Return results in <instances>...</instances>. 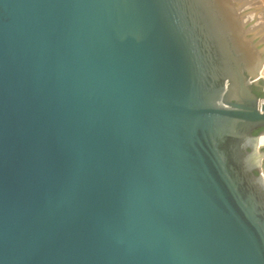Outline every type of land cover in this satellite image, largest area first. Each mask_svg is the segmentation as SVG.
<instances>
[{"label":"water","instance_id":"obj_1","mask_svg":"<svg viewBox=\"0 0 264 264\" xmlns=\"http://www.w3.org/2000/svg\"><path fill=\"white\" fill-rule=\"evenodd\" d=\"M227 17L0 0V264H264V49Z\"/></svg>","mask_w":264,"mask_h":264},{"label":"bare ground","instance_id":"obj_2","mask_svg":"<svg viewBox=\"0 0 264 264\" xmlns=\"http://www.w3.org/2000/svg\"><path fill=\"white\" fill-rule=\"evenodd\" d=\"M226 10L228 12H230L231 10L228 9V7H225ZM234 8V7H233ZM253 8V9H252ZM237 13H238V16H239V20H241L240 24H241V29H242V32H243V35L244 36H250V42H259V44H253V46H255L256 48H259V49H264L260 43H262L261 41L264 42V37L262 35V30L260 29H256V30H259V31H255L253 28V26H251L250 24L252 23V21L255 19V20H261V23L264 24V12H261V8L260 7H248L246 9V7H235ZM246 9V10H245ZM252 9L253 11V14L250 15L248 13V11ZM232 13V12H231ZM231 13H228V17L227 19H231V18H234L233 16L235 15H232ZM236 13V14H237ZM235 14V13H234ZM259 18V19H257ZM256 23V22H255ZM259 23V22H258ZM260 24V23H259ZM236 25V21L234 22V24L232 25V28L235 27ZM255 26V25H254ZM257 26V25H256ZM255 26V27H256ZM264 26V25H263ZM259 27V26H258ZM260 28V27H259ZM262 29L264 27H261ZM235 32L239 33V29H237L235 27V29H233ZM239 32H238V31ZM264 31V30H263ZM242 34V33H241ZM263 37V38H262ZM243 38V36H242ZM245 39V38H244ZM243 40V39H242ZM241 42V41H240ZM254 47V48H255ZM258 76V77H257ZM256 77L259 79V83H261L264 87V64L262 65V67L259 69L258 71V75ZM256 154H257V159L259 161V165H260V169H261V173H262V176H263V179H264V133H262L261 135H259L258 139H257V148H256Z\"/></svg>","mask_w":264,"mask_h":264},{"label":"rangeland","instance_id":"obj_3","mask_svg":"<svg viewBox=\"0 0 264 264\" xmlns=\"http://www.w3.org/2000/svg\"><path fill=\"white\" fill-rule=\"evenodd\" d=\"M222 2H223V4H224V6L225 7H228V9H230L231 11L230 12H228V13H231L232 15H235V16H233L234 18H237L236 19V25H235V27L237 28V29H239V33H242L241 34V36H240V39H239V42L241 41V42H245V36L243 35V32H242V29H241V20H239L240 18H239V16H238V13H237V11H236V9H235V7H246V9L248 8V7H260L261 8V12H264V0H222ZM234 7V8H233ZM245 9V10H246ZM253 9V8H252ZM252 9H250L249 11H248V13L250 14V15H252L253 14V10ZM235 13V14H234ZM237 13V14H236ZM257 19H259V18H257ZM256 22V23H255ZM260 24H259V23ZM251 26H253V28H255L254 30L257 32V31H259V30H256V29H260V30H262V35H263V37H264V28L262 29L261 27H264L263 25L264 24H262L261 23V20H253L252 21V23L250 24ZM256 27H255V26ZM260 28H259V27ZM235 27H233L232 28V31L233 32H235L233 29H235ZM242 36H243V38H242ZM262 37V38H263ZM243 39V40H242ZM264 39V38H263ZM262 43H260L261 44V46L264 48V42L263 41H261ZM255 46H253V48H254ZM256 48V47H255ZM257 75H258V72H257ZM258 77V76H257ZM255 89H259V90H261V91H263L264 92V88L263 87H255Z\"/></svg>","mask_w":264,"mask_h":264},{"label":"trees","instance_id":"obj_4","mask_svg":"<svg viewBox=\"0 0 264 264\" xmlns=\"http://www.w3.org/2000/svg\"><path fill=\"white\" fill-rule=\"evenodd\" d=\"M255 92H256L259 96H261V97L264 96V92L261 91V90H259V89H255Z\"/></svg>","mask_w":264,"mask_h":264},{"label":"flooded vegetation","instance_id":"obj_5","mask_svg":"<svg viewBox=\"0 0 264 264\" xmlns=\"http://www.w3.org/2000/svg\"><path fill=\"white\" fill-rule=\"evenodd\" d=\"M254 91H255V89H254ZM262 130L263 129H260V130L256 131L255 134H259Z\"/></svg>","mask_w":264,"mask_h":264}]
</instances>
